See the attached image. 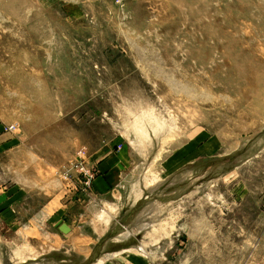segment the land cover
Segmentation results:
<instances>
[{
	"label": "rangeland",
	"instance_id": "374dc122",
	"mask_svg": "<svg viewBox=\"0 0 264 264\" xmlns=\"http://www.w3.org/2000/svg\"><path fill=\"white\" fill-rule=\"evenodd\" d=\"M0 128L20 147L3 188L31 178L58 207L82 165L123 157L132 193L145 163L137 247L264 264V0H0ZM35 217L0 215V264H60Z\"/></svg>",
	"mask_w": 264,
	"mask_h": 264
},
{
	"label": "crops",
	"instance_id": "0c3cea01",
	"mask_svg": "<svg viewBox=\"0 0 264 264\" xmlns=\"http://www.w3.org/2000/svg\"><path fill=\"white\" fill-rule=\"evenodd\" d=\"M18 148L19 145L14 146L0 128V169L8 170L14 166L15 163H6L4 158ZM105 153L107 154L105 150H99L97 155L101 157ZM107 157L98 161L100 174L92 181L91 189L80 191L79 194H72L70 191L67 197L63 194L58 207L56 199L46 197L43 188L32 187L34 180L31 178L17 180L4 188L0 186V215L6 214L14 221L36 216L34 220L38 230L45 238L60 240L61 248L47 255V259L51 260L56 254L58 258L54 260L60 264H68V259H74L79 264H164L168 243L159 246L149 242L146 247L141 242L139 247L145 251L147 249L145 255L144 251H139V247L135 245L137 239L133 237L138 232V225L144 221L142 211L146 204L152 203L149 199L153 197L150 196L157 190L146 189L138 197L134 192L130 193L123 186L128 174L125 170L127 161L119 156L114 159ZM147 195H150L149 199ZM52 204L55 206L53 214L60 215L62 222L56 220L53 224L49 223ZM111 208L117 212H112ZM101 212L108 213L110 223L96 225L100 222ZM29 222L24 226L27 229L31 226ZM63 224L71 229L69 234L59 229ZM125 232H130L131 238L119 239Z\"/></svg>",
	"mask_w": 264,
	"mask_h": 264
},
{
	"label": "bare ground",
	"instance_id": "6f19581e",
	"mask_svg": "<svg viewBox=\"0 0 264 264\" xmlns=\"http://www.w3.org/2000/svg\"><path fill=\"white\" fill-rule=\"evenodd\" d=\"M152 147H150V146H147L146 148H145V150H143L142 152H140V155L144 158V162L147 160L146 159V157H148L149 155H151V153L153 152L152 151ZM143 162V163H144ZM145 164V163H144ZM144 164H142V166L141 165H139V167L138 168H136L135 169V180L134 181H136L134 184H133V191H134V193L137 195V197L138 196H140V195H142V193H143V191H144V189H142V181H145L146 179H147V176H144L143 175V171H144V169H145V167H144ZM147 174V173H146ZM154 182H155V180H154ZM151 183V184H155V183ZM157 183V182H156ZM148 187V186H147ZM146 190V189H145ZM133 196V195H132ZM142 199V198H141ZM139 200V199H138ZM157 206V205H156ZM155 206V207H156ZM115 208V207H114ZM117 210V209H116ZM154 210V209H153ZM111 211L112 212H114V210L111 208ZM111 212V213H112ZM115 212H117V211H115ZM114 212V213H115ZM101 215H100V222H102V223H108L109 222V215H108V213H105L104 212V214H102V212L100 213ZM142 214V213H141ZM98 215V214H97ZM141 216V215H140ZM142 220V219H141ZM141 220H140V222H141ZM144 220V219H143ZM142 220V221H143ZM149 221V220H148ZM148 221H145V222H142L141 223V225H140V227H141V229L142 230H149L150 229V227L152 228V226L154 225L153 223H154V221L152 220V222L151 223H149ZM139 222V223H140ZM99 223V222H98ZM110 223V222H109ZM138 224V223H137ZM150 224H153V225H150ZM162 225V224H161ZM150 226V227H149ZM158 227V226H157ZM154 228V230H155V232H157L158 231V228ZM160 232V231H159ZM150 235V234H149ZM129 236H131L128 232H125L123 235H122V237H120L121 239L122 238H129ZM119 238V239H120ZM123 240V239H122ZM117 242V241H116ZM18 249H16V254L18 255V256H23L24 254H23V252L24 251H22L21 249H20V247L18 246L17 247ZM138 250V249H137ZM140 250L141 251H143V249L142 248H140ZM145 250V249H144ZM140 253V252H139ZM111 257V256H110Z\"/></svg>",
	"mask_w": 264,
	"mask_h": 264
},
{
	"label": "built area",
	"instance_id": "2783aa9c",
	"mask_svg": "<svg viewBox=\"0 0 264 264\" xmlns=\"http://www.w3.org/2000/svg\"><path fill=\"white\" fill-rule=\"evenodd\" d=\"M15 126H11L10 130H14ZM78 167V166H77ZM81 175H82V180L79 181V183L82 185L83 189L81 191L85 192V190H90L92 187V181L95 179L96 175L94 174L95 172H92L85 166H81ZM69 177V175H67Z\"/></svg>",
	"mask_w": 264,
	"mask_h": 264
},
{
	"label": "water",
	"instance_id": "95a60500",
	"mask_svg": "<svg viewBox=\"0 0 264 264\" xmlns=\"http://www.w3.org/2000/svg\"><path fill=\"white\" fill-rule=\"evenodd\" d=\"M59 229L65 234H69L71 232V229L68 227L67 224H63L59 227Z\"/></svg>",
	"mask_w": 264,
	"mask_h": 264
}]
</instances>
